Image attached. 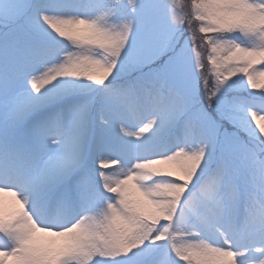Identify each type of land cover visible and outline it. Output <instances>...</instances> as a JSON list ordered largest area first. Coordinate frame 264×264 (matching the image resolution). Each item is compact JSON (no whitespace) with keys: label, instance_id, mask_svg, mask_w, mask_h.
Wrapping results in <instances>:
<instances>
[{"label":"snow or ice","instance_id":"1","mask_svg":"<svg viewBox=\"0 0 264 264\" xmlns=\"http://www.w3.org/2000/svg\"><path fill=\"white\" fill-rule=\"evenodd\" d=\"M0 264H264V0H0Z\"/></svg>","mask_w":264,"mask_h":264}]
</instances>
